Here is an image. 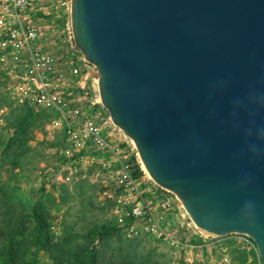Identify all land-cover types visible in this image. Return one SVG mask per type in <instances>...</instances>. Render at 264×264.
Segmentation results:
<instances>
[{"label": "water", "instance_id": "obj_1", "mask_svg": "<svg viewBox=\"0 0 264 264\" xmlns=\"http://www.w3.org/2000/svg\"><path fill=\"white\" fill-rule=\"evenodd\" d=\"M70 18L151 176L264 264V0H71Z\"/></svg>", "mask_w": 264, "mask_h": 264}, {"label": "built area", "instance_id": "obj_2", "mask_svg": "<svg viewBox=\"0 0 264 264\" xmlns=\"http://www.w3.org/2000/svg\"><path fill=\"white\" fill-rule=\"evenodd\" d=\"M53 13V0H0V80L20 102L60 113L67 134L64 152L74 169L78 163L92 165L104 176L99 196L112 203L108 218L129 236L144 233L176 248L190 246L175 235L182 221L167 190L147 188L144 173H137L143 168L137 152L127 156L105 132L108 121L99 122L104 106L87 78L91 63L75 44L70 25L58 31ZM92 79L98 85L97 76Z\"/></svg>", "mask_w": 264, "mask_h": 264}, {"label": "rangeland", "instance_id": "obj_3", "mask_svg": "<svg viewBox=\"0 0 264 264\" xmlns=\"http://www.w3.org/2000/svg\"><path fill=\"white\" fill-rule=\"evenodd\" d=\"M53 11L52 21L59 32L66 30L67 25L71 27V0H53ZM89 66L91 72L87 78L94 91H97L99 90L97 82L92 79V76H97L95 73L97 69L91 64ZM21 104L24 103L13 98L5 83L0 80V187L2 190L16 187L12 193L16 201L22 202L19 209L22 210L24 207L28 213L32 203L39 200L45 202L46 212L43 213L42 224L28 223V229L21 242L28 250L37 253L39 264H56L58 253L51 246L63 242L68 237L66 221L75 224L72 230L76 232L87 231L106 222L109 210L103 209V205L107 202L101 200L99 196L104 176L98 175L92 165L84 167L78 163L77 169H74L71 160L65 155L64 147H49L43 143L62 136L64 127L61 119L56 117H52V120L44 124L39 122L34 125L33 120L27 122V132L19 133L20 139L14 145L11 155H17L25 146L30 150L24 156H19L20 165L14 168L5 150L7 141L20 130V127L16 129L15 126L26 112L21 108ZM101 111L102 113L98 115L99 122L108 121L104 124L105 132L112 140L123 145L127 156L135 157V152L138 154V151L131 138L114 124L105 107H102ZM96 113L95 111L94 114ZM142 167L146 187L151 191L161 192V186L151 177L143 163ZM164 192L174 202V207L179 210L181 216L182 225L177 224L175 235L190 246L176 248L162 239L144 233L129 236L122 228L127 237L136 238L138 241L139 245L134 242V246L136 258L141 264H255L256 260L260 264L257 245L250 235L229 233L209 236L195 225L175 194ZM49 195H52L51 199H48ZM120 239L115 236L111 240L112 251L116 250L117 244L126 243V240ZM72 243L77 245L81 240L72 236ZM237 247L247 251L248 256L244 259L237 256L235 253ZM0 264L7 263L0 261Z\"/></svg>", "mask_w": 264, "mask_h": 264}, {"label": "trees", "instance_id": "obj_4", "mask_svg": "<svg viewBox=\"0 0 264 264\" xmlns=\"http://www.w3.org/2000/svg\"><path fill=\"white\" fill-rule=\"evenodd\" d=\"M21 108L25 109L24 116L16 123L20 130L7 141L5 154L10 158V162L15 167L19 166V156H24L29 150V147H23L20 152L12 156L11 151L15 144L20 139L19 133L27 132V122L33 120V124H44L52 120L51 118H59L61 115L58 111L52 109H39L36 111L28 103L21 104ZM30 127V126H29ZM67 141L66 128L62 129V136L53 141H44L43 143L49 147H65ZM138 174H141V169H138ZM11 190H2L0 187V261L17 264H39L36 252L28 250V247L21 242V238L28 229V223L42 224L43 213L46 212L45 202L38 201L30 205V212H26L25 208L19 209L22 202L16 201L15 196ZM52 195L48 196L51 199ZM15 200V201H14ZM110 202L103 205V209L108 211L111 207ZM75 224L66 221L67 236L63 242L55 243L51 246L58 255L56 256V264H141L136 258V247L134 242L136 238L127 237L122 227H120L114 220L107 218L106 222L99 226H93L87 231H73ZM72 236L75 239L81 240L80 244L73 245ZM126 240L125 244H117L116 250H113V243L111 240L115 237ZM96 241H98L96 243ZM50 244V243H49ZM136 245V246H137ZM237 256L242 259L248 256V252L240 250L238 247L235 250ZM259 263L261 258L259 255ZM258 264V261H255Z\"/></svg>", "mask_w": 264, "mask_h": 264}, {"label": "bare ground", "instance_id": "obj_5", "mask_svg": "<svg viewBox=\"0 0 264 264\" xmlns=\"http://www.w3.org/2000/svg\"><path fill=\"white\" fill-rule=\"evenodd\" d=\"M131 140H132V142L134 143V145H135V142H134V140L131 138ZM145 169H146V167H145ZM147 170V169H146ZM148 171V170H147ZM150 174V173H149ZM151 175V174H150ZM152 177V176H151ZM153 178V177H152ZM154 179V178H153ZM155 180V179H154ZM156 181V180H155Z\"/></svg>", "mask_w": 264, "mask_h": 264}]
</instances>
